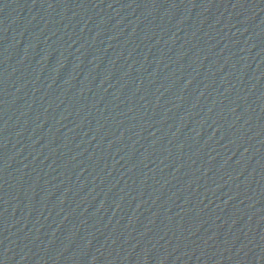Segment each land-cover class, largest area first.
<instances>
[{
  "label": "water",
  "instance_id": "obj_1",
  "mask_svg": "<svg viewBox=\"0 0 264 264\" xmlns=\"http://www.w3.org/2000/svg\"><path fill=\"white\" fill-rule=\"evenodd\" d=\"M264 171V0H0V264H172Z\"/></svg>",
  "mask_w": 264,
  "mask_h": 264
}]
</instances>
